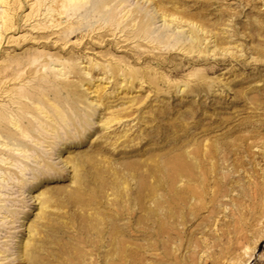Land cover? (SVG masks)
I'll return each instance as SVG.
<instances>
[{
  "label": "rangeland",
  "instance_id": "374dc122",
  "mask_svg": "<svg viewBox=\"0 0 264 264\" xmlns=\"http://www.w3.org/2000/svg\"><path fill=\"white\" fill-rule=\"evenodd\" d=\"M53 1L0 0V264H264V0Z\"/></svg>",
  "mask_w": 264,
  "mask_h": 264
},
{
  "label": "bare ground",
  "instance_id": "6f19581e",
  "mask_svg": "<svg viewBox=\"0 0 264 264\" xmlns=\"http://www.w3.org/2000/svg\"><path fill=\"white\" fill-rule=\"evenodd\" d=\"M53 1V0H52ZM64 1V0H63ZM63 1H60V3L61 2H63ZM70 1H73V0H70ZM75 2L73 3V8L75 9V7L77 8V7H83L89 14H90V11H91V15H92V13H94L93 15H105L106 16V14H108L109 16H106L107 17V19H110V16H114L113 14L115 13V8H113V7H111V6H113L112 4H111V2L113 1V0H79V1H77V0H74ZM115 1V0H114ZM20 4H19V7H17V10H16V12L17 11H19L20 9H22V8H24L25 6H26V4L23 2V1H20L19 2ZM53 4H52V6L51 7H54L56 10L55 11H57L58 10V12H59V14L62 16V17H60L61 19L62 18H64L65 17V11H66V9H65V11H63V10H59L58 9V6H59V0H54L53 2H52ZM113 3V2H112ZM116 3H117V1H116ZM39 4H40V2H39ZM62 4V3H61ZM42 5V4H41ZM63 6H65L66 7V4H63ZM108 7V11L107 10H105L104 8L105 7ZM107 7H106V9H107ZM115 7V6H114ZM64 9V8H63ZM68 9V8H67ZM73 10V9H72ZM79 11V10H78ZM21 13H19V12H17V17H16V19H20V15ZM60 18H59V20L58 21H60ZM140 18V17H139ZM142 18V17H141ZM57 21V22H58ZM56 22V21H55ZM60 23H62L61 21L59 22V24ZM55 24V23H54ZM58 24V23H57ZM47 25V24H46ZM58 26V25H57ZM60 26V25H59ZM19 27V26H18ZM50 27V26H49ZM52 27V26H51ZM50 27V28H51ZM4 31V30H3ZM64 33L63 34H73L74 32H76L75 31V29H73V27H70V28H68V29H65L64 31H63ZM4 116V115H3ZM61 116H63V117H65L64 115H61ZM8 118V117H7ZM8 127V126H7ZM4 128H6V126L4 127ZM8 129H11V128H8ZM27 129H29V127L27 126L26 127V130ZM5 130H7V128L5 129ZM25 131V130H24ZM27 132V131H26ZM15 139V138H14ZM13 139V140H14ZM16 140H18V141H21V139H19V138H16ZM164 198V197H163ZM166 201V200H165ZM44 219V218H43ZM40 222V221H39ZM35 223V222H34ZM36 226H37V224L36 225H32L31 227H33V229L31 228V230L32 231H35L37 228H36ZM40 226V225H39ZM30 230V231H31ZM33 233V232H32ZM32 247V246H31ZM29 250V251H31V250H33V247L32 248H29V246H27L26 247V250Z\"/></svg>",
  "mask_w": 264,
  "mask_h": 264
}]
</instances>
